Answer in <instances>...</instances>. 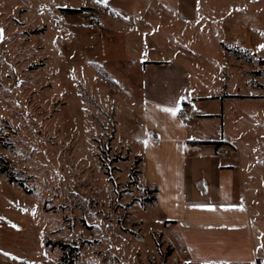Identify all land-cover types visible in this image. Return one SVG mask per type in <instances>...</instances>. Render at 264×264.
Masks as SVG:
<instances>
[{"label":"rangeland","instance_id":"1","mask_svg":"<svg viewBox=\"0 0 264 264\" xmlns=\"http://www.w3.org/2000/svg\"><path fill=\"white\" fill-rule=\"evenodd\" d=\"M214 1L222 6L207 24L183 26L150 22L159 0H0V264H188L146 201L143 63L178 48L250 44L264 53V35L230 36L232 0ZM258 112L240 143L252 164L242 180L235 170L257 260L219 264H264V107Z\"/></svg>","mask_w":264,"mask_h":264},{"label":"crops","instance_id":"2","mask_svg":"<svg viewBox=\"0 0 264 264\" xmlns=\"http://www.w3.org/2000/svg\"><path fill=\"white\" fill-rule=\"evenodd\" d=\"M159 1L153 24L166 18L169 24L205 25L222 6L214 0H177L176 7ZM226 13L232 17L227 22L231 37L261 40L256 36L264 35V0H232ZM233 46L214 52L178 48L164 53L169 59L143 63L142 173L157 192L165 230L177 239L188 264L257 260L248 193L238 188L235 170L239 167L242 180L244 164H252L244 160L240 143L249 138L244 121L260 120L264 107V53L250 44ZM251 71L256 76L246 74ZM177 102L175 116L164 111ZM181 109L190 115L188 121Z\"/></svg>","mask_w":264,"mask_h":264},{"label":"snow or ice","instance_id":"3","mask_svg":"<svg viewBox=\"0 0 264 264\" xmlns=\"http://www.w3.org/2000/svg\"><path fill=\"white\" fill-rule=\"evenodd\" d=\"M98 3H106L107 0H97ZM261 48H264V44L260 45ZM180 109V105L179 103L177 102L175 104V106L173 107H166L164 108V111L170 113L171 115L175 116L177 114V112L179 111ZM148 141L146 140L145 143H147ZM198 207H204L203 205H197Z\"/></svg>","mask_w":264,"mask_h":264},{"label":"trees","instance_id":"4","mask_svg":"<svg viewBox=\"0 0 264 264\" xmlns=\"http://www.w3.org/2000/svg\"><path fill=\"white\" fill-rule=\"evenodd\" d=\"M73 13H82V10H73L72 11ZM148 63H145V65H147ZM217 145L219 146L220 143H217ZM151 195H153L151 198H146V201H149V202H156V190H152L150 191Z\"/></svg>","mask_w":264,"mask_h":264},{"label":"built area","instance_id":"5","mask_svg":"<svg viewBox=\"0 0 264 264\" xmlns=\"http://www.w3.org/2000/svg\"><path fill=\"white\" fill-rule=\"evenodd\" d=\"M179 113H180V116L184 118V120L188 121L190 119V115H188L185 109H181ZM225 154H229V150H226Z\"/></svg>","mask_w":264,"mask_h":264}]
</instances>
